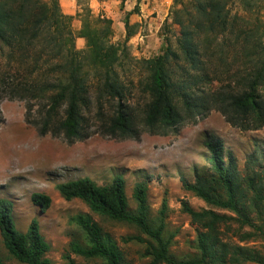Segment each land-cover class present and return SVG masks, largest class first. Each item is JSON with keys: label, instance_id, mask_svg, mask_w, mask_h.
<instances>
[{"label": "trees", "instance_id": "trees-1", "mask_svg": "<svg viewBox=\"0 0 264 264\" xmlns=\"http://www.w3.org/2000/svg\"><path fill=\"white\" fill-rule=\"evenodd\" d=\"M225 4V0H193L175 11L173 22L180 28L177 49L168 48L164 54L142 61L148 75L140 79L139 89L149 101L143 107L141 131L123 99L124 85L116 72L120 51L109 42V20L85 19L80 32L75 33L70 26L72 17L62 13L58 0H0V100L25 102V120L37 128L39 136L62 137L69 143L85 140L94 133L114 139H139L143 132L166 136L212 111L240 131L260 130L264 128V94L259 91L264 88V66L256 57L264 48L261 50L259 41L247 31L235 34L227 45L232 44L233 50L236 46L241 48L240 52L228 54L221 48L224 46L217 42V37L228 35L231 28ZM125 27L128 28V22ZM78 38L85 40V49H75ZM229 56L243 62L232 75L226 69ZM222 74L228 79H223ZM214 81L224 85L214 91L207 89ZM106 104L113 107L112 116L104 115ZM35 107L38 120L31 121ZM86 114H92V123L99 124L96 131H91L95 125L90 124L91 118ZM204 147L212 174L196 177L193 184L181 179L183 190L209 206L236 214L242 224L252 226L246 209L240 206L235 160L230 156L225 164L217 140L206 141ZM251 164L246 180L253 194L252 204L255 203L254 208L263 204L264 208V190L260 185L263 171L254 170L255 163ZM55 190L67 202L80 200L96 215L135 226L155 243L145 249L152 259L149 264L246 261L245 248L222 240L220 227L229 228L231 219L211 209L195 212L185 201L182 211L200 228L196 237L199 256L179 261L171 258L169 241L162 239L163 223L154 229L147 223V188L143 182L133 187L134 213L128 210L124 181L119 175L108 185L100 186L84 177L58 184ZM30 201L41 212L51 206L50 197L41 193L31 194ZM165 208L163 202L161 217ZM12 209V202L0 200V236L7 253L20 264H49L45 255L50 247L37 220L32 219L26 231L19 232ZM73 221L84 234L86 245L72 241L70 254L105 264H126L116 243L105 237L88 215H76ZM257 229L264 237V220L263 227ZM134 240L142 242L138 237ZM68 260V264H75Z\"/></svg>", "mask_w": 264, "mask_h": 264}, {"label": "rangeland", "instance_id": "rangeland-1", "mask_svg": "<svg viewBox=\"0 0 264 264\" xmlns=\"http://www.w3.org/2000/svg\"><path fill=\"white\" fill-rule=\"evenodd\" d=\"M187 2L193 0H178L176 4L175 0H58L62 13L72 17L70 26L75 33L80 32L85 19L111 22L109 42L120 51L116 72L124 85L123 99L132 109L138 130L142 131L143 107L149 101L139 89L140 79L148 75L142 61L164 54L168 48L177 49L180 28L173 20L175 11L183 9ZM225 3L231 28L228 35L217 37V42L224 46L221 48L228 54L234 50L240 52L241 48L236 46L233 50L232 44L227 45L235 34L247 31L259 41L262 50L264 0H225ZM71 8L72 14L68 15ZM125 22H128V28ZM85 48L84 39L75 40V49ZM259 53L256 58L264 66V49ZM231 58L228 57L226 69L232 75L243 62ZM221 77L228 79L223 74ZM221 85H224L221 81H214L207 89L214 91ZM259 91L264 94V88ZM110 104L104 108L106 116L113 115ZM25 105L23 101L0 100V200L12 202V217L19 232L24 233L30 221L37 220L40 233L50 247L45 255L49 264H68V258L75 264H105L101 260H85L69 253L72 241L86 245L84 234L73 221L79 214L88 215L101 228L102 234L116 243L124 263H150L151 256L145 249L154 247L155 243L135 226L96 215L80 200L67 202L55 190L58 184L84 177L97 185H108L118 175L124 181L131 213L136 210L132 197L134 185L140 182L146 185L147 223L153 229L163 223L162 239L169 241L171 258L179 261L199 256L196 237L200 228L182 211L185 201L195 212L211 209L231 219L227 224L229 228L220 227L223 242L246 249L243 264H264V237L257 229L263 227L264 208H261L263 204L254 208L253 194L246 180L250 173L247 167L250 168L253 161L254 170L263 171L260 185L264 190V128L240 131L230 126L221 114L212 111L166 136L143 132L139 139H114L94 133L85 140L69 143L62 137L39 136L37 128L25 120ZM36 111L35 107L31 121L38 120ZM92 114L86 115L91 118L90 124L95 125L91 128L93 132L99 124L92 123ZM210 140L221 143L225 164L230 156L236 162L240 206L246 209L244 212L252 226L242 224L241 218L232 212L205 204L182 188L181 179L193 184L196 177L212 174L209 154L204 147ZM33 193L50 197L51 206L47 211L41 212L32 205L30 196ZM163 202L166 208L161 217ZM137 237L142 239L141 243L134 240ZM0 259L3 264H20L7 253L1 236Z\"/></svg>", "mask_w": 264, "mask_h": 264}, {"label": "crops", "instance_id": "crops-1", "mask_svg": "<svg viewBox=\"0 0 264 264\" xmlns=\"http://www.w3.org/2000/svg\"><path fill=\"white\" fill-rule=\"evenodd\" d=\"M72 11H73V9L71 8V11L68 10L67 14L68 15H71L72 14Z\"/></svg>", "mask_w": 264, "mask_h": 264}]
</instances>
